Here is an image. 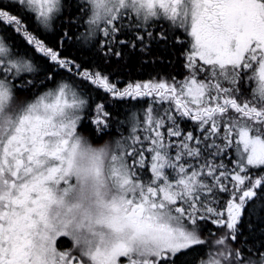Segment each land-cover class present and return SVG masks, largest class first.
<instances>
[{
	"label": "snow or ice",
	"instance_id": "snow-or-ice-1",
	"mask_svg": "<svg viewBox=\"0 0 264 264\" xmlns=\"http://www.w3.org/2000/svg\"><path fill=\"white\" fill-rule=\"evenodd\" d=\"M0 264H264V0H0Z\"/></svg>",
	"mask_w": 264,
	"mask_h": 264
}]
</instances>
